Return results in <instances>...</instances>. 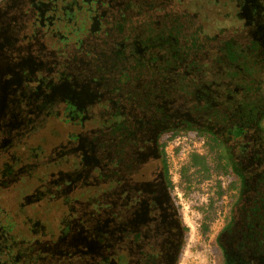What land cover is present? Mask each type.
<instances>
[{
  "label": "rangeland",
  "instance_id": "1",
  "mask_svg": "<svg viewBox=\"0 0 264 264\" xmlns=\"http://www.w3.org/2000/svg\"><path fill=\"white\" fill-rule=\"evenodd\" d=\"M85 1L99 16L101 7L117 15L130 16L122 21L125 26L134 27L135 37L143 29L129 20L136 15L138 7L153 13L149 9L168 2ZM262 3L264 0H203L194 13L165 18L153 13L150 18L154 20L148 23L145 35L150 47L143 54L133 51L135 37L126 35L128 28L120 21L117 22L119 31L107 25L100 34H90L91 19L79 20L88 11L87 6L83 8L82 0H13L8 10L14 16L24 13L31 16L35 12L32 7L37 6L47 15L56 13L64 17V14L68 20L75 21L68 24L49 20L47 27L59 26L63 37L59 42L54 39L53 43L42 39L40 56L42 59L46 56L47 60L49 55L54 58L45 67L53 75L66 72L63 62H67V71L84 83L87 90L94 87L99 99L101 95L105 97V92L109 94L102 77L115 85L124 69L107 73L101 60L94 61L95 53L90 55L100 48L109 49L108 38L101 42L97 39L104 34L110 36V43L127 45L121 53L127 55L125 61L133 69L136 67L135 70L140 59H148L150 55H161L158 64H168V76L162 84L160 79L151 76L149 68H142L139 77L132 75L134 80L132 84L130 81L129 88L122 87L127 88L123 94L130 91L139 100L145 99L151 104L149 109H143L145 120L153 121L149 126L151 131L167 128L177 131L160 153L153 149L145 153L147 159L156 156L157 161L164 160L166 180L171 187L169 194L164 190V199L169 200L183 223L178 235L181 246L176 264H227V257L230 264L249 263L243 257L240 260L231 248L239 235L235 230L227 232L224 228L243 213L241 204L255 210L259 203L264 204L262 194L253 202L255 190L250 194L235 187L224 172L218 144L204 133L215 134L239 163L236 168L247 172L245 179L250 181L249 185L259 187L257 181L261 182L259 177L264 173V45L255 43V31L260 26L254 5ZM8 6L4 3L0 13ZM251 15L256 23L250 21ZM3 16L4 12L0 14V72L4 67L14 69L2 53L12 51V57L15 54L18 59L12 63L22 66L29 63L32 74L27 75L32 79L38 73L35 67L39 61H28L26 52L31 53L33 46L24 39V31L14 29L18 30L19 25L11 21L13 16ZM7 18L10 22L3 29ZM170 49L175 52L173 58L169 56ZM99 52V58H105L107 64L118 60L109 50ZM125 61L119 60L118 65ZM175 62L177 67L169 64ZM21 69L9 81L8 78L0 81V218L7 223L5 230L0 227V264H139L140 245L130 246L132 240L128 241L124 235L132 224V204L127 200L129 192L125 189L123 192L122 188L138 151L132 148L121 161L120 152L126 153L124 148L125 143L130 144L129 138L117 139L111 133L102 144L103 137L95 132L98 121L94 115L82 122V129L76 125L68 127L67 123L71 122L66 121L71 116H81L88 105L80 108V114L73 112L78 102L60 96L57 90L47 91L40 85L37 90L36 83L26 84ZM192 75L199 81L190 87L185 83ZM151 95L156 102L152 103ZM143 111H135L133 115L142 116ZM63 114L67 116L63 118ZM240 118L252 123L251 128L244 127L243 134L235 129ZM127 124L131 128L136 125ZM68 128L74 134H69ZM76 132L81 135L80 140L89 132L93 134L79 141L80 147H74ZM122 135L126 134L119 133L118 137ZM9 136L15 138L11 146L5 139ZM242 143L250 146V150L241 153ZM192 155H199L203 161H192ZM257 173L260 175L256 176ZM153 186L158 187L159 182L154 180ZM251 214L254 216L252 209ZM8 228L10 231L6 232ZM122 253L127 256L119 257Z\"/></svg>",
  "mask_w": 264,
  "mask_h": 264
},
{
  "label": "flooded vegetation",
  "instance_id": "2",
  "mask_svg": "<svg viewBox=\"0 0 264 264\" xmlns=\"http://www.w3.org/2000/svg\"><path fill=\"white\" fill-rule=\"evenodd\" d=\"M63 1L68 2L70 0H63ZM82 1L84 8L87 6L86 1L85 0ZM96 1H102V0H96ZM2 2L0 4V8L1 6L4 5V3L10 5L6 8V10H3L0 13L2 14L4 12L3 18L12 15L13 17H11V21L15 20V22L18 23L19 25L18 30L16 28L14 29L17 32L24 31V33H26L24 39L28 40L33 47H37L36 49L38 50H35L32 47V50L31 51L29 50L31 53L26 52L28 54V58L26 57V59H28V61L37 59L39 61L38 64L39 66L37 68L35 67V71L38 73L35 74L32 79H30L27 75V74H32L29 73L28 70L29 63L24 64L23 66L21 65V63L13 64L12 63L13 60L14 62H17L18 60L15 54L13 55L14 57L13 58L12 51L8 53L3 50L2 53L6 62L11 64L15 70L10 67H4V69H1L0 81L5 80L6 78H8L7 80L9 81L13 77H15V74L17 75L19 74L18 71L19 68H23L21 69V71L24 80H26V84L30 85L32 83H36L37 85H35V88L37 90L38 87L40 86L45 87L47 91L57 90L60 96L67 97V99H71V101L78 102V105H76L77 107L72 109L73 112L80 114L82 111V110L79 111L80 108L83 105H88L90 109L87 108L83 110L81 116H77V117L71 116L70 119L67 121L63 119L66 122L69 121L71 122V123H67L69 124L68 127L76 125L80 129H82L84 127L82 126V122L84 120H89L94 115L93 117L94 120L98 121V129H95V132L99 137H103L102 144L104 142V138H106L107 135L111 133L113 134V136L117 137V139H122L125 137L129 138V141L127 142H129L130 144L125 143L126 148L124 149L126 150V153H124V151L123 153L120 152L121 161H123L122 158L125 155L130 153L132 148H134V152L138 151V153H136L132 158L134 162V166L130 170V174L128 178L125 177L127 181H125L122 184L123 192L124 189L129 192L127 200L128 201L130 200L132 204V210H130L132 213L131 214L132 224L127 229V232L124 233L125 238H127L128 241L130 239L132 240V242L130 243L131 244L130 246L132 247L136 248L140 245V247H138V254L140 259L139 264H176L181 246L178 235L181 234L180 231L183 229V223L180 217L176 214L175 208L172 205H170L169 200L164 199V190L166 191V194H169L170 191L168 188L169 186L165 175L166 169H165V164H163L164 160L159 159V161H157L156 156L155 157L152 156L151 158L148 157L147 159L145 156L146 151L149 149H153L157 153L161 152L157 144V135L160 132V130L151 131V128L149 126H151V123H153V121L149 119L145 120V115H144L145 112L142 110L143 108H141V106L137 104L136 100H133L132 102L130 98L127 99L126 97L125 98L123 97V92L127 90V88H129V80H127L126 82H122L121 78L119 79L118 76L117 84L112 85V84H108L104 76L103 77L101 76L102 80L106 82L105 88L106 90L109 91L110 95L105 92V97L101 95L102 98L99 99L100 97L98 93L94 92L93 90L94 87H91L89 88V90H87L85 87H83L84 83L78 82L77 77L72 76L71 73L67 71L68 68L67 62H63L64 66L66 67V72L62 71L63 73L60 72L57 75H53L47 72V70L45 69L47 62L54 61L53 60L54 58H52V56L49 55L47 60L46 56L43 59L42 56H40L41 52L39 50H40V45L42 43V39L45 40L47 39L48 42L52 41L53 43L54 39L56 40V42H59L63 37V33L60 30L59 26H56L55 28L53 27L48 28L49 27L48 23H50L49 20H51V22L62 21L61 23H68V24L73 23L75 21L68 20L64 14H62L64 17H59L58 15H56V13H54L53 15H47L44 12L39 11V7L37 6L32 7L33 10H35V12L33 14H30L31 16L26 15V13H24V15L22 16L21 14L19 15L17 14L14 16L13 12L8 11L12 6L13 0H3ZM102 4L104 3L102 2ZM128 4L129 3H127L126 5ZM254 6H257V9L255 8V10L257 13L256 14L257 22L258 25L260 26L255 31L256 33L259 34L258 35L259 38L256 39L255 43L259 46L260 45L263 46L264 45V4L262 3L261 6L257 4ZM86 8L88 11H84V13L85 14L88 13L87 15H89V18L91 19L92 22L91 27H93V30L91 31L90 34L92 33L97 35L100 34L103 27L107 25H109L110 28H112L113 26V29L115 28V30L119 31V23H121L122 26L124 27L125 24L123 21H126L130 18V16H126L124 14L117 15L112 11L108 12L106 9L102 7L100 8L101 14L99 16L97 10L95 11L90 10L88 6ZM21 17H24L23 21L21 20ZM123 18L124 20L122 21ZM29 20L32 23L31 22L29 23ZM132 20L133 18L130 19L129 22ZM118 21L120 22L117 23ZM250 21L256 23L252 15L250 16ZM9 22L10 20L9 18H7L5 22L2 24L3 29H6L8 27ZM20 22L27 23L26 26L27 25L28 26L27 27L24 25L21 26L22 23ZM64 26L65 24H63V27ZM125 27L128 28L127 31H129L127 32L128 34L126 35L135 37L134 35L136 32H134V27L127 25ZM121 30L122 29L120 28V31ZM24 33L21 35V38L24 35ZM49 36L50 38H48ZM104 38H108V42L110 44L109 49H107L108 47L107 48L105 47V48H100L99 50L103 52L105 50H109L113 56H116V58H118V60L113 59V64H107L105 58L102 59L99 58L100 52L99 50H97V52L90 53V55L95 53L94 61L101 60V64L103 65L107 73L112 72L114 69L126 67V69H129L128 75L131 74V76L134 75V77H137V75L140 76L139 70H142V68L145 67H142V65L139 63V66L137 67L138 69L135 70L136 67L133 69L130 66L131 64L127 61V59L125 61V57L127 55L121 53L123 51L122 48L126 47L127 45L120 43L118 44L114 42L110 43L109 40L110 36H108L107 33L97 39L100 40L101 42L102 39ZM134 39H135L134 40L135 46L133 48L135 50L133 51L138 53L139 51L138 46H141V44L145 42L144 41L141 42V38L139 37L138 34ZM47 46L51 48L49 44ZM32 56L33 58H31ZM119 60L125 62H123V64L120 66L118 65ZM176 67H177V63H176ZM131 69L133 70L131 71ZM16 70L18 72H16ZM42 73L46 74L45 77L43 76ZM64 73H66V75H64ZM120 74L122 73L120 72ZM188 81L189 82H186L185 84L189 83L190 87H192V85H195L196 82L199 81V78L195 75H192L191 80ZM122 86H126L127 88H123ZM115 94L118 95V97H120L118 102L113 100L114 97L112 96H115ZM44 95L46 96V92ZM109 96H111V98H109ZM79 105L81 106L79 107ZM141 110L143 111V114H140L142 116L135 117V115H133L135 111L142 113ZM73 112H71L72 115H74ZM64 116L67 115L63 114V118ZM239 121L241 122H239L238 126L235 129L238 130L241 134L244 133V127L251 128L250 124L252 123L251 121H248L246 118H240ZM127 122L136 123V125L133 128H131L128 126ZM68 133L74 134V131L69 130L68 128ZM119 133L126 135L125 136L122 135L121 137H118ZM208 133L216 137L215 134L211 132ZM92 134H93L92 132L87 133V135H85L84 139L82 140L87 139ZM80 137L81 135L79 134V132H76L75 142L73 143L74 147L76 145L80 147L79 141H82L80 140ZM5 139L8 141V143H10L9 146H11L12 142H14L15 140V138L10 136L6 137ZM6 140L5 142H7ZM17 140L19 139H16V141ZM240 146H241L240 147L241 153L246 150H250L249 149L250 146H248L246 143H242ZM79 158L82 160V162L84 163L86 162L85 158L82 159L81 156H79ZM122 167L123 165L121 164V168ZM123 171L120 172L119 174H123ZM154 180L155 181L157 180V183L159 182V186H158L159 188L158 187L154 188L153 186ZM260 185L261 186H259L260 188L258 189L259 192H257V198L260 197L261 194L262 197L264 196V183H261ZM243 190L244 187H242L241 190L239 191H243ZM257 198H254L253 202H257L256 200ZM251 209L252 212L254 213V216H252L251 214ZM241 210H243V213L237 217V220L235 222H231V224L229 223L230 222L229 221L226 228H224V230H226L227 232H231L232 230H235V232L239 235L238 238L239 240L236 241L234 244H232L231 248L235 249L237 256L242 261H243L242 259L243 257L245 258V261H248L250 264H264V215L261 213V212L264 213V204L259 203L257 205L256 210L253 209L251 206H249L248 208L241 204ZM257 211H259V215ZM5 221L6 219L0 218V227L4 230L7 228V223ZM144 230H147V232H145ZM9 231L10 230L8 228L6 232ZM251 248H253L254 250ZM120 255L127 256L126 253L118 254L119 257ZM247 256L250 257V259L247 260L246 259ZM0 261H2V259H0ZM226 261L227 264H230V257H227ZM2 264L4 263L2 262ZM11 264L13 263L11 262Z\"/></svg>",
  "mask_w": 264,
  "mask_h": 264
},
{
  "label": "trees",
  "instance_id": "3",
  "mask_svg": "<svg viewBox=\"0 0 264 264\" xmlns=\"http://www.w3.org/2000/svg\"><path fill=\"white\" fill-rule=\"evenodd\" d=\"M202 2H203V0H168L166 5H158L152 9H149V10L153 13H156L158 16L161 15L162 18H165L167 15H171L172 17H175L176 15H180V14L184 15L186 12L194 13L200 7V4H202ZM153 13L144 12L142 9H140V7H138L136 15L132 16L133 21L137 24V26H140V28L143 29L141 34L139 32L137 33L139 35V37L141 38V42L142 41L145 42V43H142L141 46H138V48H139L138 53H140V54H143L150 47V45H148L147 41L145 40V35L147 34L146 33L147 30L149 29V27H147L148 23L152 22L154 20V19H151ZM172 13H174L175 15H172ZM88 18H89V15L84 13V16L81 14L79 20L81 19L83 21H86V20H88ZM157 19H159V18H157ZM162 20H164V19H162ZM89 30L92 31L93 27H90ZM255 35H256L255 39L259 38L258 33H255ZM160 38H161V36H160ZM162 42H164V39ZM168 53H169V56L172 58H173V55L175 56V52H173L171 49L169 50ZM160 57H161V55H152V56L150 55L148 59H140V64L142 65V67H145V68L147 67V69L149 68V72H151V76L156 77L157 80L160 79L159 84H162L165 77L168 76V69L166 68V66L168 64L163 63V65H159L158 62H160L161 59L158 60V58H160ZM169 64L176 65V62L175 63H169ZM124 68L125 69L121 70L122 74H119V79L121 78L122 82H126L127 80H129V84H130V81L131 80L133 81L134 78L131 76V74L128 75L129 69H126V67H124ZM137 77H139V75H137ZM132 81H131V84L133 83ZM151 91H152V93H155L154 90L151 89ZM122 92H123V90H122ZM112 97H114L113 100L116 102H118L120 99V97H118V95H115ZM123 97L124 98L126 97L127 99L130 98V100L132 102H133V100L138 101L137 104L140 105L141 108H143V109H149L150 107H152L148 101H145V99L139 100L140 99L139 96L137 94H133L130 91H128V92L126 91V93L123 94ZM109 98H111V96H109ZM150 99H151L152 103L156 102V98L153 95L150 96ZM142 101H143V103H142ZM117 110H118V108H117ZM176 134H177L176 129H172V128L163 129L158 133L157 144L160 148V151L163 150L164 146L166 144H168L176 136ZM201 135H203V134H201ZM204 136L209 137L216 144H218V146L220 148V152L223 156L222 158L224 160V172L235 183V187L238 190H241V188L244 187V190H247L249 193L251 191L253 192V190H255L254 196L253 195L252 196L254 198H256L257 192H259L258 189L260 187H257V184L254 186L255 188H252L251 185H249L250 181L249 180L246 181V179H245L248 175L247 172L245 171V173H243V171H241L242 170L241 168H236V166H237L236 164H238V166H239V163L235 162L234 157H231L229 155L228 147H226L222 142L220 143L219 139L216 138L214 135L212 136L210 133H208V131L204 133ZM195 160H200L202 162L203 158L200 157L199 155H192V161H195ZM163 164H165V162H163ZM259 175H260V173L256 174V176H259ZM260 176H262V177H259V180L261 181L260 183H264L263 182L264 181V173H262V175H260ZM261 179H263V180H261ZM257 182H258L259 186H261L259 181H257ZM168 188H169V190H171V187H168ZM262 200L264 202V198Z\"/></svg>",
  "mask_w": 264,
  "mask_h": 264
}]
</instances>
